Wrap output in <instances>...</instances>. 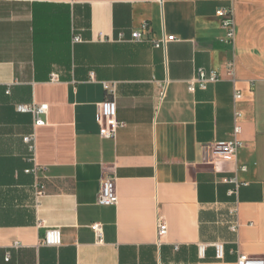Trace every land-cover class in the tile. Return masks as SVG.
Segmentation results:
<instances>
[{"label":"crops","instance_id":"1","mask_svg":"<svg viewBox=\"0 0 264 264\" xmlns=\"http://www.w3.org/2000/svg\"><path fill=\"white\" fill-rule=\"evenodd\" d=\"M229 6L234 45L215 16ZM228 60L234 81L188 91L197 69L223 75ZM108 98L123 124L115 139L99 136ZM33 103L48 106L43 126L16 111ZM235 111L243 146L218 158ZM106 178L114 206L97 203ZM48 229L59 246L42 244ZM240 254L264 261V0H0V264H236Z\"/></svg>","mask_w":264,"mask_h":264},{"label":"built area","instance_id":"2","mask_svg":"<svg viewBox=\"0 0 264 264\" xmlns=\"http://www.w3.org/2000/svg\"><path fill=\"white\" fill-rule=\"evenodd\" d=\"M72 2H77L78 0H71ZM231 1V0H229ZM215 16L217 17L220 28L224 32V36L220 39L222 43L228 45H234L235 41V23L233 16V8L229 7H220L215 12ZM147 30V24L144 23L141 25L139 30H135L131 33L130 40L132 42H138L143 39V32ZM119 40H122V36H119ZM175 38L173 36L163 37L162 40L153 41V45L155 47H160L165 45L167 42L174 41ZM74 42H81L80 36H76L74 38ZM224 73L223 75L218 71H206L202 68H199L195 71L193 77L187 81V89L190 93H195L197 90H206L210 84L218 83L226 77L231 81L235 80V66L232 60H228L224 62L223 65ZM52 81H57L58 77L53 75L51 77ZM108 90V89H107ZM109 93H112V90H108ZM7 93H9L7 91ZM242 98L240 91H235L234 93V101L237 102ZM16 111L19 113H27L30 114L33 118L34 127L43 126L46 124V120L42 119V116H46L48 106L46 104L37 105L35 103L29 105H16ZM241 118V113L239 111L234 112V125L232 131V138L228 141L218 142L213 146V152L216 157L222 159H231L235 160L237 157V153L239 149L243 146V142L240 140V135L242 132V128L240 123L238 122ZM97 124L99 126V136L101 139H115L117 135V131L119 128L123 127V124L120 123L117 119V107L116 103L113 99L108 98L102 101L98 106L97 113ZM24 142L29 146L30 152L33 154L35 149V135H29L24 138ZM32 161L33 158H31ZM246 167H241V170H245ZM39 168L37 166H33L31 170L26 171V173H32L36 176ZM226 183L234 186L233 189L229 191V195L236 196L239 184L237 179L229 178L225 180ZM45 187L43 185H37L35 187L36 197H40L44 194ZM118 200L115 181L112 178L103 179L101 182V187L97 199V203L101 206H114L116 205ZM235 210H233V214H235ZM91 230L95 233L97 242L101 243L103 231L102 227L98 223H93L90 226ZM239 228V223L237 220L233 221L229 227L230 231L233 233H237ZM167 232L166 224L159 220L157 223V235L159 239L164 237ZM61 243V234L58 229H48L45 232L44 238L42 240V244L47 246H59ZM14 248H18V243L14 244ZM212 247L215 251V258L218 260L223 259L224 257V244L220 242H216L212 244ZM200 251L204 250V247H199ZM9 255L6 256L5 261H9ZM236 264H264V261L249 257L247 255L240 254L237 258Z\"/></svg>","mask_w":264,"mask_h":264}]
</instances>
